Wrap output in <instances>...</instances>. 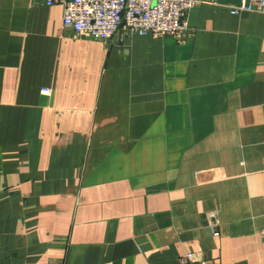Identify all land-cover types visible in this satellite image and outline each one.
I'll list each match as a JSON object with an SVG mask.
<instances>
[{
	"label": "crops",
	"instance_id": "crops-1",
	"mask_svg": "<svg viewBox=\"0 0 264 264\" xmlns=\"http://www.w3.org/2000/svg\"><path fill=\"white\" fill-rule=\"evenodd\" d=\"M242 1L194 8L183 41L105 43L63 3L0 0V264H264V13Z\"/></svg>",
	"mask_w": 264,
	"mask_h": 264
},
{
	"label": "built area",
	"instance_id": "built-area-1",
	"mask_svg": "<svg viewBox=\"0 0 264 264\" xmlns=\"http://www.w3.org/2000/svg\"><path fill=\"white\" fill-rule=\"evenodd\" d=\"M216 0H46L48 6L56 2L64 5V24L72 26L79 36L100 42L112 41L120 32L127 37L154 35L174 36L183 41L189 30L190 12L199 5ZM264 13V0H243L232 8L242 12ZM51 95V90H44ZM211 218L215 220L212 214ZM214 236H219L216 221L209 223ZM264 233V231H263ZM183 264H214L210 260L188 253Z\"/></svg>",
	"mask_w": 264,
	"mask_h": 264
}]
</instances>
